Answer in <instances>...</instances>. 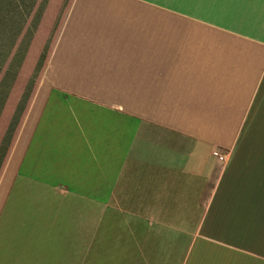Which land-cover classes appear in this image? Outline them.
Here are the masks:
<instances>
[{
	"label": "crops",
	"instance_id": "1",
	"mask_svg": "<svg viewBox=\"0 0 264 264\" xmlns=\"http://www.w3.org/2000/svg\"><path fill=\"white\" fill-rule=\"evenodd\" d=\"M45 1L0 264H264V0Z\"/></svg>",
	"mask_w": 264,
	"mask_h": 264
},
{
	"label": "rangeland",
	"instance_id": "2",
	"mask_svg": "<svg viewBox=\"0 0 264 264\" xmlns=\"http://www.w3.org/2000/svg\"><path fill=\"white\" fill-rule=\"evenodd\" d=\"M46 3L0 0V173L17 166L51 87L43 76L58 32Z\"/></svg>",
	"mask_w": 264,
	"mask_h": 264
}]
</instances>
